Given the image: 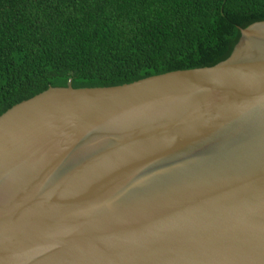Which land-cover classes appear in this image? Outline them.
<instances>
[{"label": "water", "instance_id": "obj_1", "mask_svg": "<svg viewBox=\"0 0 264 264\" xmlns=\"http://www.w3.org/2000/svg\"><path fill=\"white\" fill-rule=\"evenodd\" d=\"M239 31L215 66L0 115V264H264V21Z\"/></svg>", "mask_w": 264, "mask_h": 264}, {"label": "trees", "instance_id": "obj_2", "mask_svg": "<svg viewBox=\"0 0 264 264\" xmlns=\"http://www.w3.org/2000/svg\"><path fill=\"white\" fill-rule=\"evenodd\" d=\"M264 0H0V115L48 88H103L226 60Z\"/></svg>", "mask_w": 264, "mask_h": 264}]
</instances>
